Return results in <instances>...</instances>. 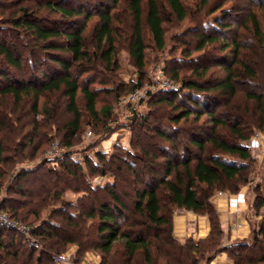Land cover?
I'll use <instances>...</instances> for the list:
<instances>
[{
  "label": "trees",
  "instance_id": "16d2710c",
  "mask_svg": "<svg viewBox=\"0 0 264 264\" xmlns=\"http://www.w3.org/2000/svg\"><path fill=\"white\" fill-rule=\"evenodd\" d=\"M17 1L19 5H13L14 8L0 6L3 12L0 18V105L7 108L0 112V192L16 164L28 158L26 151L33 143L32 138L24 142L27 136L22 130L27 123L18 111L29 105L34 116L48 114L52 123L60 109V103L53 97L63 99V107L71 116L64 128L65 147L72 148L84 125L96 128L103 123L104 117L108 118L109 110L97 107L100 90L90 86L97 81L91 72L99 65L109 72L120 67L117 20L113 13L120 0ZM22 1L27 4L22 5ZM165 2L169 12L161 0L129 1L131 34L128 56L138 75L131 92L143 87L146 75L148 45L145 31L150 33L155 48L163 50L167 40L165 23L169 17L174 15L180 21L189 17V10L182 0ZM262 9L264 12V4ZM93 18L96 20L91 30L93 44H90L86 32L87 24ZM250 19L264 57V29L254 14ZM220 39L219 36L202 34L196 38L199 41L197 49L203 51L210 44H219ZM222 45L226 49L229 47ZM234 47L238 48L237 57L240 49L237 44ZM201 58L191 61L195 65L192 69L196 79L181 76L179 68L171 71L169 79L180 83V88L186 90L179 104L167 97H161L157 102L167 103L178 110L177 116L171 119L174 123L192 116L199 120L206 111L218 127L220 123L210 107L220 105V97L224 94L236 95L234 73L232 67H223L220 63L229 74L223 80L212 82L206 79L210 66L196 67L207 63ZM249 72L254 75L253 71ZM84 75L87 79L85 84L82 82ZM180 88L163 90L176 96ZM247 96L262 109V96L254 93ZM80 97L84 101L83 110L78 103ZM143 120L147 121V117ZM35 124L39 126L36 121ZM233 132L239 140L248 139L238 128ZM158 136L163 140L170 139L163 133ZM191 142L201 151H205L207 143H210L215 150L242 162L222 157L208 160L189 156L176 162L168 158L164 165L168 178L159 181L155 173L158 164L153 158L147 162L148 168L144 172L130 164L127 169L135 181L133 220L126 229L122 221H126L125 214L130 207L124 199L129 197L117 192V180L98 188H92L88 180L93 174L106 175L114 163H122L121 157L107 159L104 153L99 152L96 154L97 164L86 159V167H83L80 161L66 154L22 169L7 189L8 198L1 208L22 222L32 215L35 221L29 225L39 245L28 243L22 235L0 224V264H56L55 257L72 246L76 247V262L93 249L102 253L97 264H200L205 259L208 263L212 253L220 251L224 235L210 199L215 189L227 186V182H246L245 176L254 159L247 144H234L215 134L209 141L195 136ZM174 148L172 145L169 148L171 154ZM131 156L136 160L140 157L136 154ZM51 161L58 163L59 168L48 167ZM101 165L103 169H99ZM119 169L117 167L115 171ZM68 190L83 193L78 203L72 206L75 209L72 211L63 200V194ZM99 191L105 192L106 196H98ZM163 199L178 209L209 215L212 224L209 236L197 242L190 236L184 244L179 242L172 234V222L166 214L169 210L163 205ZM254 204L257 210L264 208V194ZM44 211L49 218L41 219ZM89 220L93 222L88 224ZM9 232L15 236L11 237ZM120 240L123 242L121 250L115 248ZM253 241L251 244L239 242L236 250H230L235 264H264V226L253 232Z\"/></svg>",
  "mask_w": 264,
  "mask_h": 264
},
{
  "label": "rangeland",
  "instance_id": "374dc122",
  "mask_svg": "<svg viewBox=\"0 0 264 264\" xmlns=\"http://www.w3.org/2000/svg\"><path fill=\"white\" fill-rule=\"evenodd\" d=\"M129 1L120 0L118 9L113 11L117 20L115 26L118 30L119 69L115 72H109L99 65L91 72V76L96 78L97 81L90 86L92 88L98 87L100 90V99L97 107L98 109L107 108L109 110L107 113L108 118L104 117L102 119L103 123L99 124L96 128H92V126L87 124L84 125L79 135L75 138L74 146L67 148L65 147L64 128L66 123L70 121L71 116L63 107V99L57 96L53 97L55 102L60 103V109L56 114V120L52 123L49 118L50 115L34 116L29 111V105H25L20 112L18 111V115L23 116L27 123L22 130L23 134L27 136L24 142L32 138L33 143L28 146L26 151L28 158L17 163L13 172L4 181V187L0 192V210H2L1 207L4 201L8 198L7 189L12 185L15 175L22 169L35 167L45 162L48 158L46 152L50 149L54 140L60 143L62 151H66V154L80 161L83 167H86V159L97 164L98 159L96 154L99 152L104 153L107 159H111L114 156L121 157L122 163H114L106 175L93 174L88 177V180L92 188L109 185L117 180V192L122 195L127 194L129 197L124 199L125 203L130 207L129 211L125 214L127 216L126 221H122L124 229H126V226L130 225L133 220L131 214L132 196L134 195L133 183L135 181H133V176L127 169L130 164H135L134 168L142 172L148 168L146 164L153 158L154 162L158 164V166H155V173L156 180L159 181L160 179L168 178L165 174L166 168L164 166L168 158L176 162L182 161L189 156L192 158L202 157L208 160L222 157L242 162L240 159L231 158L221 151L215 150L210 143H207L205 151H201L192 145V137L196 136L198 139L201 138L209 141V138L215 134L228 142L234 144L245 143L247 145L252 144V141L258 139L260 143L255 148H250L254 160L249 172L245 173L246 176L244 175L247 181L242 184H238L239 182H227L226 185L228 187L219 186L215 189L210 199L215 212L219 216V221L221 214L217 205L215 206L214 204V199L219 197L217 193L220 191L224 192L228 197L230 194L235 195L234 200L239 198L242 201L243 199V211L241 213L236 212L238 214L237 220L232 221L234 217L229 219V225L233 228L229 236L226 237L224 233L219 246L220 251L212 253L210 258H208V263L205 259V261H200V264H213L216 260L215 258L220 259V262L222 259L229 262V264H235V261L230 257V250H236V245L239 242H250V244L254 242L253 232L264 226V208L257 210L254 204L259 199V196L264 194V57L250 19V15L254 14L264 29V12L262 9L264 0H182L189 10V17L183 21L178 20L174 15L169 17L165 23L167 40L165 49L163 50L155 48L150 33L147 30L145 31L148 50L146 75L142 88H150V84H152L153 78H156L159 70H162L165 77L171 78V71L179 68L181 76L196 79L197 75H194L192 69L195 65L191 61L199 57H203L201 61L207 60V63H203L202 67H198L197 65L196 67L203 68L207 65L210 66L211 69L207 73L206 79H210L212 82L223 80L229 74L227 70L221 67L220 63L223 64V67H232L231 70L234 73L237 91L236 95L229 96L224 94L223 97H220V105L210 107V110H213L214 116L220 123L218 127H215V122L206 111L199 120L195 119V116H192L189 119L181 120L180 123L171 121L172 118L177 116L178 110L172 105L159 103L157 100L161 97H167L169 101L173 100V103L177 104L186 92L185 89L180 88V83L174 89L180 88L176 96L163 89H152L149 96L139 103L130 104L122 101V98L127 97L131 93L133 84L138 81L136 69L128 56L129 37L131 34V20L128 12ZM18 2L17 0H0V6L14 8L13 5H19ZM25 2L22 1L21 4H27ZM161 2L164 9L169 12L165 0H161ZM109 4L111 5L112 3L109 2ZM2 13L0 9V18ZM54 18L57 17L54 16ZM95 20L96 18H93L87 24L86 38L90 44H93L91 30ZM202 34L211 37L219 36L221 42L214 45L210 44L203 51H198L197 45L199 41L196 38ZM222 44L229 46L228 49ZM235 44L240 49L237 57L236 49L238 48L234 47ZM1 60L2 58L0 57ZM249 71H253L254 75L251 76ZM85 78L86 75L82 77L84 84L87 80ZM249 93L263 97L262 109L256 101L247 96ZM78 103L80 109L83 110L84 101L81 97ZM190 108H194L193 110L197 111L193 106ZM5 109L7 108L0 105V112ZM146 117L147 121L143 120ZM35 121L39 123V126L35 124ZM234 128H238L240 132L247 135L248 139L239 140L233 132ZM90 130L93 132V135H88ZM161 133L170 139H161L158 136ZM194 133H196L195 136H193ZM171 145L175 147V151H172V154L169 149ZM166 152L169 156H174L169 157ZM132 154L139 155V159L133 158ZM47 166L59 168L60 165L51 161ZM117 167H120V171H115ZM99 169H103L102 165ZM98 194L101 197L106 196L104 195L106 193L103 191H99ZM242 194H245L244 197L241 196ZM82 196V192L75 193L68 190L64 192L63 200H65L70 207V211H72L75 210L72 206H75L78 203V199ZM163 205L167 206L166 209L169 210L166 211V214L172 222L173 235L177 226L182 225L183 232L186 230L187 233H197L194 237L196 242L201 237L207 238L209 236L212 228L209 215L195 214L192 211L178 209L169 205L164 199ZM223 207L227 208L228 212H231L233 205L229 204ZM188 214H194L195 217H189ZM199 216L206 218L209 223V229H206V231L202 229L201 233L198 230V226L200 225L198 223ZM45 218H49L47 211L41 214V219ZM25 221L24 223L33 225L35 220L31 215ZM242 221H246L244 229H236L237 223H241ZM91 222L93 221L89 220L88 224H91ZM206 232H209L208 236H203ZM237 233L239 234L236 237ZM8 234L11 237L15 236L11 232ZM16 238L28 240L25 236L23 238L16 236ZM33 238L36 240V243L33 244L39 245L37 238L34 236ZM187 238L188 236L186 237L185 235L184 238L179 237L176 239L184 244ZM122 244L123 242L120 240L117 242L115 248L121 250ZM75 251L76 247L72 246L63 253H71L74 258H77ZM101 254L99 250L91 249L80 257L81 261H75V264L100 263Z\"/></svg>",
  "mask_w": 264,
  "mask_h": 264
},
{
  "label": "built area",
  "instance_id": "2783aa9c",
  "mask_svg": "<svg viewBox=\"0 0 264 264\" xmlns=\"http://www.w3.org/2000/svg\"><path fill=\"white\" fill-rule=\"evenodd\" d=\"M178 83L170 80L169 78L165 77L162 70H159L156 74V78H153L152 84H150V88H140L133 92H131L127 97L122 98L124 103H130V104H136L141 101H143L149 94L151 93L152 89H166V90H174L176 89ZM88 135H93V132L90 130L88 132ZM260 141L258 139H255L252 141V144H248L247 146L249 148H255ZM66 155V151H62L61 145L57 140H54L52 142V145L50 149L46 152V156L48 158H57V157H64ZM219 197L226 196L227 198V205L231 204L232 199H234L235 195H226L224 192L220 191L217 193ZM245 194H242L241 196L244 197ZM242 201H244L242 199ZM242 201L238 198L234 206L236 207V212L241 213L243 211L242 207ZM0 224L8 227L11 230L16 231L22 236H25L28 241H30L31 244L36 243V240L32 236V227L29 224H26L22 221H18L13 219L7 212L0 210ZM246 224V221H242L241 223H237L236 229H244V225ZM32 241V242H31ZM57 262L61 264H75V258L73 254L66 253V254H58L56 257ZM217 260V258H215ZM223 262V261H222ZM226 264V261L223 262ZM222 263V264H223Z\"/></svg>",
  "mask_w": 264,
  "mask_h": 264
},
{
  "label": "crops",
  "instance_id": "0c3cea01",
  "mask_svg": "<svg viewBox=\"0 0 264 264\" xmlns=\"http://www.w3.org/2000/svg\"><path fill=\"white\" fill-rule=\"evenodd\" d=\"M234 199L231 200L232 201L231 203L233 204V207H231V209H232L231 212H228L227 208H224L223 207V206L226 205L227 198H224V197H216V199H214V204H215V206L217 205V207L219 208V212L221 214V216H220V224H221V228H222L223 232L225 233V236L226 237L229 236L230 231L233 228L232 226L229 225V219H231V218L234 217L232 219V221H233L235 219L237 220V218H238V214L236 213V210L237 209L234 206V204L236 203L237 200H234ZM220 207H221V210H220ZM188 216L189 217H195L194 214H188ZM184 222H185V220H184ZM182 223H183V221H182ZM198 223L200 224L198 226V230L200 231V233L202 232V229L204 231H206V229H209V223H208V221H207L206 218L199 216L198 217ZM181 226L182 225H178L177 228L174 230V236L176 238H179V237L180 238H184L185 235H186V237L187 236L188 237L191 236V237L194 238L195 235L197 234L195 232H193V234H192V232H190V233L188 232L187 233L186 230H185V228H184L185 232H183V228ZM242 233H243V231H242ZM208 234H209V232H206V234H204L203 236H208ZM238 234L239 233L236 234V237L238 236ZM201 239H205V238L204 237H201ZM222 261L224 262V260H222V259H221V262H220V259H217V260H215L213 262V264H222L223 263ZM226 264H229V262H226Z\"/></svg>",
  "mask_w": 264,
  "mask_h": 264
}]
</instances>
